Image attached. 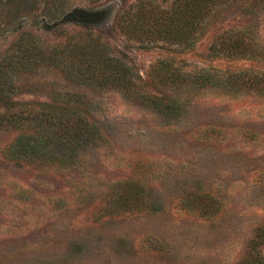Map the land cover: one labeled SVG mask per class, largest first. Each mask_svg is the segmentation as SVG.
Here are the masks:
<instances>
[{
  "label": "rangeland",
  "instance_id": "1",
  "mask_svg": "<svg viewBox=\"0 0 264 264\" xmlns=\"http://www.w3.org/2000/svg\"><path fill=\"white\" fill-rule=\"evenodd\" d=\"M174 4L0 0V264H264V2L217 9L192 46L154 27ZM230 29L259 57L218 55ZM49 109L99 137L12 158Z\"/></svg>",
  "mask_w": 264,
  "mask_h": 264
},
{
  "label": "trees",
  "instance_id": "2",
  "mask_svg": "<svg viewBox=\"0 0 264 264\" xmlns=\"http://www.w3.org/2000/svg\"><path fill=\"white\" fill-rule=\"evenodd\" d=\"M239 1L247 2L251 0H174V7L169 14L161 11L154 15L153 23L156 25L154 27L158 28L157 32H161V30L172 32V36L175 39L181 38L187 45L192 46L196 35L190 36L189 33L203 29L217 9L221 11L223 8ZM252 1L253 8L256 3L264 2V0ZM245 10L249 13L252 7ZM139 24H142L143 27L148 26L146 21H139ZM256 47L257 45L254 44L248 29H238L236 31L230 29L220 35L215 51L222 56L254 59L259 57L255 51ZM93 53L96 52H90V54ZM104 57L103 60L107 61L108 59H104ZM109 60L113 61L111 58ZM123 69L125 68L123 67ZM73 74L82 77L86 73ZM108 75L113 82L123 84L125 90L130 87V74L127 76L128 73H125L124 77V73L114 67L112 68V73H108ZM255 81L258 82L257 80ZM39 113L42 118L40 121L45 120V123L41 122L39 124L41 128L37 132L24 131L19 135L14 145L8 150V154L13 156L12 158L35 160L43 157L52 158L55 156V147L61 145L62 154L64 153L66 157L61 156L60 162L66 163L68 158L70 159L76 154L81 143L89 141L94 136L99 137L98 129L94 125L89 124L83 115L74 110L64 112L57 109H49L47 113ZM53 143H56L54 147Z\"/></svg>",
  "mask_w": 264,
  "mask_h": 264
}]
</instances>
